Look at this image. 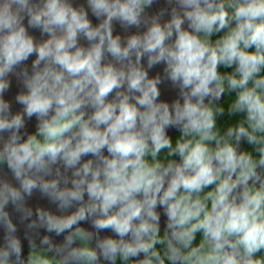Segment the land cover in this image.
Returning a JSON list of instances; mask_svg holds the SVG:
<instances>
[{"label": "clouds", "instance_id": "clouds-1", "mask_svg": "<svg viewBox=\"0 0 264 264\" xmlns=\"http://www.w3.org/2000/svg\"><path fill=\"white\" fill-rule=\"evenodd\" d=\"M0 264H264V0H0Z\"/></svg>", "mask_w": 264, "mask_h": 264}, {"label": "water", "instance_id": "water-1", "mask_svg": "<svg viewBox=\"0 0 264 264\" xmlns=\"http://www.w3.org/2000/svg\"><path fill=\"white\" fill-rule=\"evenodd\" d=\"M15 90V88H13V91ZM31 203L32 204H37V203H39V204H41V205H43V206H45V207H47L48 205H47V203L45 202V201H42V200H39L38 199V197H35L32 201H31ZM85 227H88V225H84Z\"/></svg>", "mask_w": 264, "mask_h": 264}]
</instances>
